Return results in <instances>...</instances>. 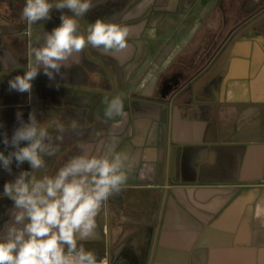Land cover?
<instances>
[{
	"label": "crops",
	"instance_id": "1",
	"mask_svg": "<svg viewBox=\"0 0 264 264\" xmlns=\"http://www.w3.org/2000/svg\"><path fill=\"white\" fill-rule=\"evenodd\" d=\"M106 1L100 19L113 15L129 29L126 47L86 46L69 65L80 70L62 67L54 79L41 70L32 95L7 83L0 134L10 140L16 113L27 122L35 112L63 137L45 157L49 174L81 145L126 155L127 181L103 202L83 242L107 264H264V0H235L249 16L237 27L226 0ZM43 23L36 39L56 26L41 31ZM204 34H230L206 65L194 56ZM180 72L161 92L163 79ZM116 95L122 112L108 118L104 98ZM10 150L0 136V151ZM22 170L30 165H0V229L14 207L3 185Z\"/></svg>",
	"mask_w": 264,
	"mask_h": 264
},
{
	"label": "clouds",
	"instance_id": "2",
	"mask_svg": "<svg viewBox=\"0 0 264 264\" xmlns=\"http://www.w3.org/2000/svg\"><path fill=\"white\" fill-rule=\"evenodd\" d=\"M54 8L68 9L72 15L61 11L58 26L45 33L42 40L29 39L26 64L16 63L13 68H23V74L8 81L10 90L30 94L32 81L41 70L54 79L88 45L105 52L126 47V26L97 18L87 28V35L80 29L77 17L92 8L91 0H57L55 4L50 0H25L21 19L31 26L50 19ZM28 35L31 37L30 31ZM104 103L106 117L121 114L123 101L119 95L105 97ZM16 118L18 126L11 139L6 133L0 134L3 145L12 149L7 155L0 151V165L11 172L13 160L18 167L27 162L31 171L22 170L3 185V195L13 201L14 207L11 219L0 229V264H107L83 242L93 235L103 202L127 181L126 155L114 150L99 155L81 145L78 154L49 174L45 157L56 155L63 137L54 136L37 120L35 112H29L27 122L19 111Z\"/></svg>",
	"mask_w": 264,
	"mask_h": 264
},
{
	"label": "flooded vegetation",
	"instance_id": "3",
	"mask_svg": "<svg viewBox=\"0 0 264 264\" xmlns=\"http://www.w3.org/2000/svg\"><path fill=\"white\" fill-rule=\"evenodd\" d=\"M25 2V0H24ZM24 2L22 3H19V6L21 7V9L23 8L24 6ZM225 4H226V7H227V10L226 8L224 9L225 13H228V15H232V18L237 21V26H240L242 23H244L247 19V17H249L246 13V10L243 8V10H236V5H235V0H226L225 1ZM8 5V4H7ZM99 5L100 9L99 8H96L97 6ZM111 3L110 2H107L106 0H93V6L92 8L84 14V16L81 18V22H79V25H80V29L82 31H84L85 35L87 33V28H88V16H94L92 17L93 21L95 22V20L97 18H102V16H104V13L109 9ZM19 10V8H18ZM61 11H63L64 14L66 15H72V13L68 10V9H64V10H57V9H52L51 10V13H50V19H47L46 21H48L49 23H53L55 24L56 26H58L60 24V16H61ZM17 10L14 11L13 10V13L16 14ZM227 15V18L229 17ZM247 16V17H246ZM243 17V20H241ZM246 17V18H245ZM113 15L106 18V20H104L105 22H112L111 20L113 19ZM7 19V20H6ZM5 21H7L6 23V29H11L13 30L12 28L15 27L14 29H16L17 27H19L18 24L14 23V20L13 18L12 19H8V16L5 17ZM8 21H10V24L8 23ZM12 23V24H11ZM40 23L37 22L36 24H33L31 26L27 25L26 22H24V25L21 27V29H19L22 33V35H27L28 32L30 31L31 32V38H35L36 39V34H38V24ZM83 25H85V28H83ZM55 26V27H56ZM235 30V28H234ZM34 33V34H33ZM230 35V34H229ZM229 35L225 36V37H222L221 35L219 34H216L214 37L212 36H209V35H205L201 38V42H200V46H201V53L199 52H194V56H195V59L200 61L201 64H203L205 62L204 65L208 64L209 62H211V60L213 59V56L215 54H212L211 53V50L215 49V47L217 49H219L220 47H222L226 42L227 40L229 39ZM30 39V37H29ZM70 63L72 64L73 63V60L71 59L70 60ZM70 64V65H71ZM77 64L80 65L81 68H84L86 66V62L84 61L83 57H79V60L77 61ZM7 67V66H6ZM71 68H75L76 70H80V68H78V66H68L65 68V70L67 71H70ZM14 70V69H13ZM21 71L24 69L21 68L20 69ZM200 71V70H198ZM63 75L67 76L68 73L66 71H62L61 72ZM197 73V72H196ZM181 76H169L168 78H165L163 79L162 81V90L161 92H164L167 90V87L168 85L171 86L170 83H172L174 85H177L178 82H179V78H181L182 76H184V74H180ZM87 77V74L85 75ZM183 78V77H182ZM168 82V83H167ZM32 90H33V87L31 89V93L30 95H32Z\"/></svg>",
	"mask_w": 264,
	"mask_h": 264
},
{
	"label": "rangeland",
	"instance_id": "4",
	"mask_svg": "<svg viewBox=\"0 0 264 264\" xmlns=\"http://www.w3.org/2000/svg\"><path fill=\"white\" fill-rule=\"evenodd\" d=\"M23 3L24 0H0V89H4L10 79H12L15 75H22L21 68H13L15 64L18 63L20 65L26 64V50L27 43L29 41V35H22L19 32L21 27L24 25V20L21 19L22 9L19 6V3ZM57 0H53V4H55ZM8 4V5H7ZM19 8V10H18ZM13 10L16 11V14L13 13ZM8 16V19L14 20V23L18 24L19 27L14 29H6L5 17ZM83 17V16H82ZM82 17H77L78 21L81 22ZM7 20V19H6ZM10 24V21H8ZM12 24V23H11ZM39 25V24H38ZM54 24L49 23L48 21H44L42 26L46 27L41 31L47 30L48 28H53ZM38 26V32L40 31ZM85 28V25H83ZM34 34V33H33ZM31 38V37H30ZM33 42H35V38H31ZM8 68H5V67ZM9 72L10 74H7ZM16 72V73H15ZM6 79V80H5ZM77 82L82 83V78H78ZM18 97H22V95H18Z\"/></svg>",
	"mask_w": 264,
	"mask_h": 264
}]
</instances>
